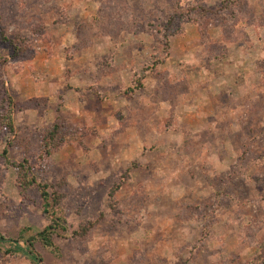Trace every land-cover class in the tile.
I'll list each match as a JSON object with an SVG mask.
<instances>
[{"label":"rangeland","instance_id":"rangeland-1","mask_svg":"<svg viewBox=\"0 0 264 264\" xmlns=\"http://www.w3.org/2000/svg\"><path fill=\"white\" fill-rule=\"evenodd\" d=\"M223 1L180 0L211 13L167 43L179 0H0V264H35L16 247L52 220L16 164L55 121L35 174L65 230L37 264H264V0Z\"/></svg>","mask_w":264,"mask_h":264},{"label":"trees","instance_id":"trees-1","mask_svg":"<svg viewBox=\"0 0 264 264\" xmlns=\"http://www.w3.org/2000/svg\"><path fill=\"white\" fill-rule=\"evenodd\" d=\"M190 3V2H189ZM242 0H224L220 11H228L234 13V7L238 4L241 6ZM190 5V4H189ZM177 11L174 10L172 14L165 21V24L162 25L161 30L163 31V39L168 43V37L173 36L175 31L172 30L175 23L178 20L185 18L186 22H197L199 19H202L205 15L211 13V10L208 9L203 3L196 2L183 8V3L180 2L176 7ZM7 37V36H6ZM4 33H0V38L6 39ZM20 38L13 40L14 47L19 55H24V50L21 49L23 40L21 43ZM20 47V48H19ZM154 70V69H153ZM138 77V76H137ZM138 83V84H137ZM142 82L137 78L135 83L136 88H142ZM13 111L8 108L0 112V133L1 132H14L16 134L13 117ZM67 134V127L64 123L55 121L52 125L48 126L45 130L44 137L41 144V152L36 157L38 165H41L47 158H49L64 142V138ZM16 137V135L14 136ZM15 143L13 140L7 143V147L4 149L0 156L5 157L9 153V148ZM7 159V158H6ZM37 164L33 163L30 158H25L22 162L17 163L16 166L19 171L18 183L21 186L23 191H27L31 187H37L42 200L43 211L46 214L51 216V222L42 230L36 234L30 236L26 239L27 248H22L21 246L16 247V251L20 250L27 254L31 261L37 264V253L35 251V244L40 243L47 248H51L54 251H58L59 247L54 241V236L59 233L60 230H65V215L64 209L62 208L63 195L58 191H51L49 185L38 181L35 170L38 168ZM8 165V164H7ZM119 187V184L117 188ZM95 224L94 221H90L87 224L81 226L80 229L76 230V235H85L88 234L90 229ZM10 240L4 236H0V241ZM18 242V240H17Z\"/></svg>","mask_w":264,"mask_h":264}]
</instances>
